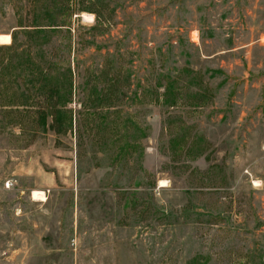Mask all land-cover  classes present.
Returning <instances> with one entry per match:
<instances>
[{"label": "rangeland", "instance_id": "rangeland-1", "mask_svg": "<svg viewBox=\"0 0 264 264\" xmlns=\"http://www.w3.org/2000/svg\"><path fill=\"white\" fill-rule=\"evenodd\" d=\"M0 264H264V0H0Z\"/></svg>", "mask_w": 264, "mask_h": 264}, {"label": "bare ground", "instance_id": "bare-ground-1", "mask_svg": "<svg viewBox=\"0 0 264 264\" xmlns=\"http://www.w3.org/2000/svg\"><path fill=\"white\" fill-rule=\"evenodd\" d=\"M87 18H90V16H86ZM92 18V17H91ZM163 182V181H162ZM34 198L36 199H40V200H44L45 199V195L44 192L41 190H35L33 193Z\"/></svg>", "mask_w": 264, "mask_h": 264}, {"label": "trees", "instance_id": "trees-1", "mask_svg": "<svg viewBox=\"0 0 264 264\" xmlns=\"http://www.w3.org/2000/svg\"><path fill=\"white\" fill-rule=\"evenodd\" d=\"M55 25H58V24H55ZM61 25H64V24H61ZM40 29H42V28H40ZM68 71H69V75H70V69H69V68H68ZM64 85H65V87H66L68 90H70V88H71V86H72V83H71V81H70V77H69V79H68V77H67V79L64 80ZM53 91L57 92L56 89L53 90ZM65 105H66V104L64 103V104H63V107H64Z\"/></svg>", "mask_w": 264, "mask_h": 264}]
</instances>
